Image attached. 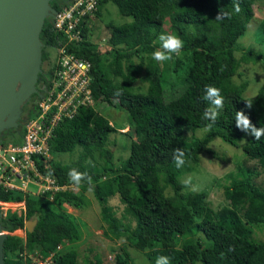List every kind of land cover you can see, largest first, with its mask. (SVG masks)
<instances>
[{"label":"trees","instance_id":"obj_1","mask_svg":"<svg viewBox=\"0 0 264 264\" xmlns=\"http://www.w3.org/2000/svg\"><path fill=\"white\" fill-rule=\"evenodd\" d=\"M255 1L100 0L95 17L100 16L106 3H112L119 14L131 20L108 23L111 31L106 51L92 41L93 29L88 25L83 27V41L67 45L69 51L91 61L93 105L80 106L73 117L57 124L48 142L51 157L47 166L41 158H35L38 171L59 185L73 184L68 175L73 168L87 173L92 182L83 181L75 191L55 192L52 199L6 190L0 184V204L25 202L20 213L7 210L1 215L5 230H25L24 238L6 235L4 264H30L29 258L24 259L30 253L41 258L54 253L49 264H79L76 243L82 237L81 227L64 205L88 206L87 190L100 206L103 236L112 241L123 238L142 251L149 264H156L161 256L168 257L170 264H264V240L256 239L253 229L264 227V187L253 182L254 173L249 168L239 167L235 173L226 174L229 183L224 186V195L228 203L218 209L206 202L204 191L183 192L180 181L183 171L198 163L200 153L208 150L214 138L234 147L245 139L242 151L264 169V137L255 140L235 125L236 112L244 110L256 127H264V80L252 98L243 95L247 81H233L241 63L264 61V56L251 50L244 51L240 58L235 56L236 40L254 16ZM66 2L51 0L50 5L60 10ZM236 2L241 7L239 13L234 10ZM219 12L228 13L230 18L216 20ZM166 21L170 29L167 33L178 35L184 47L182 57L173 54L172 60L158 62L152 54L161 49L158 37ZM40 40L42 62L51 50L56 52L64 44L51 18L44 20ZM53 70L54 65L43 70L37 84L41 81L48 86ZM174 76L180 90L167 99L164 82ZM138 78L146 84L144 90L135 86ZM208 86L219 88L224 97L218 120L211 128V122L203 118L205 110L213 107L204 99ZM33 96L38 98V94ZM246 101L253 104L251 109L246 108ZM101 102L123 110L129 118L127 133L133 139L128 156L118 165L113 164L112 151L107 147L109 135L117 129L95 107ZM34 114L33 103L26 119ZM198 128L206 129L202 136H186L187 129ZM23 131L24 123L5 130L0 144H21ZM176 148L185 152L182 168L173 162ZM75 151L77 158L69 162L54 158ZM114 195L123 205L120 216L109 203ZM34 218L36 225L28 232L25 221ZM203 238L211 243L205 246ZM87 263L107 264L98 255ZM109 264L134 263L121 245Z\"/></svg>","mask_w":264,"mask_h":264},{"label":"rangeland","instance_id":"obj_2","mask_svg":"<svg viewBox=\"0 0 264 264\" xmlns=\"http://www.w3.org/2000/svg\"><path fill=\"white\" fill-rule=\"evenodd\" d=\"M254 16L251 18L246 26L245 31L237 38L235 44V56L240 58L244 51L251 50L257 54L264 56V0H256L253 5ZM131 20L129 16H122L119 14L117 7L112 3H106L99 17H95L92 23V32L90 37L93 42H101L99 45L101 51L107 50V40L110 34V27L108 23L122 24ZM163 33L169 32V22L166 21L163 26ZM160 34V35H161ZM159 35V36H160ZM159 41V37H158ZM160 42V41H159ZM55 52L50 51L49 58L42 62L41 67L43 70H47L52 65ZM181 56V53L179 55ZM134 62L137 64L138 59L134 58ZM143 70H141L139 76H141ZM138 76V77H139ZM174 77H169L164 82V93L167 99L175 96L180 90V86L177 85V81H173ZM264 80V61L258 60L257 62L241 63L238 68V73L233 77V81L237 84L242 81H247V88L244 92V97L252 98L258 91L259 86ZM135 86L141 90H144L146 84L138 80ZM38 87V85H37ZM34 95V94H33ZM31 96L20 113V120L25 119L28 116V110L34 103L35 97ZM95 107L105 115L110 123L116 127V131L109 135L107 147L112 151L113 164L118 165L128 156L130 151V145L133 137L127 133L129 128V118L123 110L116 109L108 105L105 102L99 103ZM123 127V128H120ZM206 131L204 128H198L196 130L187 129L185 131L186 136L200 137ZM245 144V139L239 142V147H234L230 144L223 142L220 138H214L208 145L207 151L200 153L198 163L192 164L190 170L185 169L180 176V181L183 184V192H200L206 193V202L213 209H218L222 205L228 203V200L224 195V186L229 183L226 179V174L229 172H236L239 167L249 168L254 174L252 176L253 182L259 186L264 187V169L259 165L256 159H249L242 151L241 146ZM77 151L73 153H61L57 154L54 158L61 162H69L77 158ZM187 182V183H186ZM32 190V186H30ZM86 195L89 199L88 206L83 208H75L71 205L65 204V208L68 212L72 213L77 219L78 224L81 227L82 237L76 243L78 250L79 264H88V260H94L96 255L100 256L104 263H113L114 254L119 250V246H125L126 250L132 257L134 264H149L146 256L140 250H137L127 244L125 240H109L103 236L104 223L100 215V206L93 196L91 190H87ZM15 205H3L0 204V213L5 215L7 210L20 212L24 210L23 201ZM109 203L114 207L117 215L120 216L123 211V205L120 202L118 195H114L109 199ZM254 236L258 240H264V227H253ZM17 230V229H16ZM14 230L10 234H15L25 237V230ZM200 235V234H199ZM204 245L207 246L211 242L203 238ZM32 255V253H30ZM31 264V262H30ZM195 264H203L201 261Z\"/></svg>","mask_w":264,"mask_h":264},{"label":"built area","instance_id":"obj_3","mask_svg":"<svg viewBox=\"0 0 264 264\" xmlns=\"http://www.w3.org/2000/svg\"><path fill=\"white\" fill-rule=\"evenodd\" d=\"M99 2L67 0L51 18L52 27L60 33L64 44L56 48L50 84L47 86L46 82H40L38 89L42 96L34 101V116L24 122L22 143L0 144V184L4 189L36 196L47 195L49 199H52L55 192L76 190L72 183L59 185L53 178L40 173L35 158H41L47 166V160L51 157L48 142L57 124L65 118L73 117L80 106L93 105L91 61L69 51L67 45L85 39L83 27L88 25L92 28ZM22 201L24 208L25 202ZM53 254L49 253L45 258L36 253L28 254L24 259L29 258L31 264H49Z\"/></svg>","mask_w":264,"mask_h":264},{"label":"water","instance_id":"obj_4","mask_svg":"<svg viewBox=\"0 0 264 264\" xmlns=\"http://www.w3.org/2000/svg\"><path fill=\"white\" fill-rule=\"evenodd\" d=\"M50 1L0 0V136L26 121L20 120V113L33 94L42 96L37 87L43 73L40 32L44 20L57 12ZM36 222L35 218L25 221L28 232ZM8 234L0 213V264H4L3 243Z\"/></svg>","mask_w":264,"mask_h":264},{"label":"clouds","instance_id":"obj_5","mask_svg":"<svg viewBox=\"0 0 264 264\" xmlns=\"http://www.w3.org/2000/svg\"><path fill=\"white\" fill-rule=\"evenodd\" d=\"M234 10L236 13L241 11L239 2L234 4ZM225 18H230L229 14L226 12H219L215 19L223 20ZM159 41L161 42V49L154 51L152 54V58L158 62L172 60L173 54L179 56L184 47V41L174 33L161 34L159 36ZM204 99L210 101L213 105V107L207 108L203 113V118L211 122L208 125V127L211 128L218 120L219 110L223 108L224 97L221 95V90L219 88L208 86L206 88ZM246 102V108L251 109L253 104L248 101ZM235 125L242 132L250 134L255 140H260L264 137V127H256L244 110L236 112ZM173 162L177 168H182L185 165V152L183 149L176 148L174 150ZM68 175L70 180L77 187H79L85 180H87L89 184L92 182L91 176L87 173L80 172L75 168L71 169ZM156 264H170V260L166 256H161L156 259Z\"/></svg>","mask_w":264,"mask_h":264},{"label":"flooded vegetation","instance_id":"obj_6","mask_svg":"<svg viewBox=\"0 0 264 264\" xmlns=\"http://www.w3.org/2000/svg\"><path fill=\"white\" fill-rule=\"evenodd\" d=\"M44 72V71H43ZM45 75V74H44ZM41 82V81H40ZM40 82L37 84L38 85V87L40 86ZM26 119V118H25Z\"/></svg>","mask_w":264,"mask_h":264},{"label":"bare ground","instance_id":"obj_7","mask_svg":"<svg viewBox=\"0 0 264 264\" xmlns=\"http://www.w3.org/2000/svg\"><path fill=\"white\" fill-rule=\"evenodd\" d=\"M19 231H22L21 229H18ZM17 231V230H16Z\"/></svg>","mask_w":264,"mask_h":264}]
</instances>
